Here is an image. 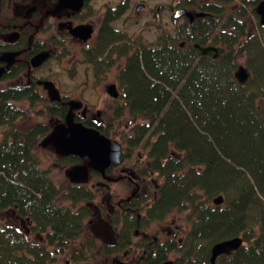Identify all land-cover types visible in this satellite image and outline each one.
<instances>
[{
    "label": "trees",
    "instance_id": "trees-1",
    "mask_svg": "<svg viewBox=\"0 0 264 264\" xmlns=\"http://www.w3.org/2000/svg\"><path fill=\"white\" fill-rule=\"evenodd\" d=\"M181 1L204 14L152 43L120 36L104 22L94 46L99 53L89 57L103 72L121 63L124 102H117L107 126L97 127L113 136L112 123L128 113L133 127L120 136L123 158L142 145L145 163L162 177L151 206L120 213L123 219L132 217L125 219L119 244H99L94 235L84 234L91 208L82 201L92 200V191L84 183L60 186L35 152L48 123L37 121L26 129L15 124L30 114L23 102L33 108L43 103L45 113L58 118L65 108L57 102L47 106L29 86L0 85V210L29 217L38 233L22 238L0 215V264H98V252L110 254L129 245L138 212L143 230L150 220L184 207L194 244L209 243L199 264H211L210 247L236 234L243 244L218 257L217 264H264V39L252 20L257 10L246 6L248 0H240L245 5L239 0ZM193 42L222 45L225 51L218 58L202 56ZM244 55L255 74L242 84L234 71ZM217 194L224 196L221 205L212 203ZM145 242L141 251L146 248V253L136 264H161L176 247L171 238L167 244ZM191 255L182 264H192Z\"/></svg>",
    "mask_w": 264,
    "mask_h": 264
},
{
    "label": "flooded vegetation",
    "instance_id": "flooded-vegetation-1",
    "mask_svg": "<svg viewBox=\"0 0 264 264\" xmlns=\"http://www.w3.org/2000/svg\"><path fill=\"white\" fill-rule=\"evenodd\" d=\"M3 1L4 0H0V12L2 11L1 5ZM26 1L27 0L16 1L14 5L13 15L10 17L7 23H3L0 16V52H17L10 64L4 59L3 61H0V66L9 64L8 68H6L7 70L0 76V81H7V84H5L7 86H29L32 89L36 90L38 93H41L45 101L48 100L50 104L53 102H57L58 106L60 105L61 108H65L64 116H60L58 118V116L51 115L50 119L56 121V123L54 124L55 126L58 122H62L65 120L64 118L70 107L69 101L72 100L71 96L84 95L80 94L82 91H79L80 93H78V91L73 88L63 89L59 87V80L56 76L52 74H50L49 76H44L38 74V72L44 65V63H46V61H48L50 58L55 57L62 62L66 61L69 58L78 59L79 62H87V65H90L92 67L91 75L95 80V84L93 86L97 90H99L97 88L99 87V85L105 88V91L108 93L109 98L111 99V106L113 107L112 110L115 111V105L118 101H120L123 91H121L122 86L118 77L119 74L117 73V76L113 79H105L109 75V73H111L115 66L120 68L121 63L120 61H118L117 63L115 61V63H113L107 71L103 72L102 69L99 68L101 62L97 64L99 68L97 70V66L94 65L95 62L91 61L89 57L93 58L95 57L96 53H99V48L94 51V46L102 36L101 32H103L104 30V22H107L109 28L117 32L118 30L116 28H112L111 21H114L115 19L117 20V18L120 17L122 13H125L130 8L131 0H121V2L123 3L127 2V5L120 8H117V6H112L114 10L111 6H108L109 8L106 9V11L105 9L103 10V8L97 6L95 0H71L69 3H65L61 6L58 4L60 3V0H32L30 4L25 3ZM176 6H174V16L179 18L183 17L184 21L188 20L190 23L194 21L195 17L194 19H191L190 16L185 13L177 16L175 14L176 10L180 8H186L187 10H195L197 12H200L199 10L191 7L189 8L182 5H178L177 7ZM133 8L136 12H140L141 9H148V5L144 0H140L138 2H135ZM78 26H80L83 30L80 34L78 33V31H73V29ZM85 26L89 29V31L83 29V27ZM84 33L87 35H85ZM129 37L135 40L138 39V42H143L140 36L131 35ZM183 43L184 42H181V44ZM114 44L116 43L112 42L111 44H109V47H112V45L114 46ZM200 44L208 45L214 43L206 42ZM100 49H103V46L100 47ZM90 51L93 54H90ZM40 52H47L48 56H46L47 58H45V60L41 64L34 66L32 64V58ZM115 55L119 56L116 51ZM98 58H101L100 54ZM122 60L124 59L122 58ZM46 79H50L54 82L55 88H57L59 92L57 98H51L49 89L44 83ZM110 84H114L117 86V89L119 91L118 97L110 95ZM44 92H46L47 94ZM76 100L80 101V105L79 107H75L73 110V118L75 121H80L90 127L107 126V121L102 117L103 115L102 112L100 113V108H97L95 112V110H93V105L87 100H81L78 98ZM111 115H109L107 120L111 118ZM112 124L113 126H116V123ZM49 126H51V123H49ZM54 126L50 127L49 131L45 135L40 137L39 147L43 148L51 146L53 148L52 150H50V153L52 155L67 160L73 166L79 163L86 164L88 162V157L86 156L81 158V156H78L76 154L62 155L55 151L56 149L52 144H41V140L52 131ZM121 143L124 150L125 143L122 141ZM135 153L136 152L133 151L129 156H124V158L121 154L120 163L110 165L109 167L105 168L103 172L89 169V177L93 176L101 178L100 180H97L96 184L99 186V188L105 190L104 193L106 194V209L103 212H100L99 209L95 212V215L97 216L96 222H93V219H89V221L87 222H93V235L97 239L98 237L113 238V240H111L107 244L118 243V240L122 237V233L125 231L127 218L132 217L127 216V218L125 217L123 219V217L120 216V213L122 211H127L130 213L136 212V209L140 206H151L154 200L158 197V190L160 188L159 186L161 184L162 177H159L160 175H158L157 171L151 170L150 167H148V165L145 163L146 160L142 159L140 154H136L135 156ZM70 156H73L75 159L69 160L71 158ZM134 157H136V160ZM83 159L86 160V162H82ZM43 164L45 166L44 162ZM131 172H133V174H131ZM83 183L88 189H90V191L93 190L85 181H72V184L83 185ZM115 183L116 192L112 189V185ZM113 198H115V200H113ZM88 201L91 202V200ZM1 212H4L5 216L2 215ZM137 214L138 219L137 224H135L137 228H135L134 233H131V242L125 248L117 247V252H121L123 257L125 256V258L127 259L133 254V248L135 249L134 240L139 239L138 242H136V245L138 246L140 244L139 246H141L143 249V247L147 245L145 242L146 240H149V244L157 243L159 241L161 243L167 244L168 240L170 238L173 239L178 232V228H174L172 227V225L168 226L166 228V238H161L160 235L157 234V232L152 233L146 231L145 229L140 230L141 228L139 227L138 221L141 214L140 212H138ZM0 215L7 222L12 220V222H10L11 226H15L16 228H18V231L22 235V238H24V236L27 238H35L38 236V233L33 229L32 222L29 217L16 214L13 209L0 210ZM8 215L12 217L10 218ZM85 225H87V223ZM157 230L159 231V229ZM161 231L163 230L160 229V232ZM178 239L180 241V238ZM145 250L146 248H144L143 253H146ZM116 261V263H118V259H116ZM182 261V259L175 258L173 260V264H182ZM121 262L123 264H126L127 261L124 259V261Z\"/></svg>",
    "mask_w": 264,
    "mask_h": 264
},
{
    "label": "rangeland",
    "instance_id": "rangeland-1",
    "mask_svg": "<svg viewBox=\"0 0 264 264\" xmlns=\"http://www.w3.org/2000/svg\"><path fill=\"white\" fill-rule=\"evenodd\" d=\"M18 0H4L2 3V11L0 12V16L3 23H7L10 17L13 15L14 11V5ZM32 0H27L25 3L30 4ZM140 0H131L130 2V8L125 12L122 13L120 17L115 19L114 21H111L112 28H116L118 31L116 32L120 36H126L129 37L131 35L133 36H140L143 41L146 43H152L154 40H156L158 37L164 34H173L175 30L177 29V26L184 22L183 17H175L174 12V6H181L182 1L181 0H144L147 2L148 9H141L140 12H136L133 8V5L135 2H138ZM238 1V0H235ZM248 4L246 6L249 8L254 5V7H257V3H254V0H248ZM181 2V3H180ZM239 2H241L239 0ZM95 3L97 6L103 8V10L108 9V6H117V8H120L122 6L127 5L126 3L121 2V0H95ZM242 5H245V3L242 1ZM162 5V6H161ZM161 6V7H160ZM176 6V7H177ZM251 8V7H250ZM114 10V8L112 7ZM44 11V10H43ZM252 11V9H251ZM252 14V20L256 23V29L257 34L261 35L264 39V26L261 27L258 25V21L260 20V14L254 13V11L251 12ZM100 23V22H98ZM135 34V35H134ZM248 57L244 55L239 59V63H244L247 65L246 60ZM58 58H50L44 65L40 68L38 74L49 76L50 74L57 77L59 80V87L63 89H75L80 93L79 91H82L80 94H83L84 96H71L72 99H85L89 103L93 105V110L97 108H100V113L102 112V117L104 120L107 121L109 115L113 114L114 111L112 110V104L111 99L109 98L108 93L105 91L104 87H97L99 90L95 89L93 86L95 84L94 77L92 74V67L90 65H87V62H79L78 59L69 58L66 61L62 62ZM119 71V67L115 66L111 73L106 77L105 80L113 79L117 76V73ZM252 74H255V72L252 69ZM50 80V79H48ZM7 84V81H0V85ZM41 89V88H40ZM122 91V89H121ZM43 92V91H42ZM46 93V92H44ZM47 94V93H46ZM123 94V91H122ZM121 94V95H122ZM121 103L124 102L123 99L120 101ZM45 103L49 104L48 100L45 101ZM26 110L30 112L28 115L27 120H20L16 122V126L21 129H26L33 124H35L37 121H43L48 123H51L50 127H53L56 123L55 120H51V116H48V114L45 113V105L43 103L41 105H37L36 108H33L29 103L23 102L21 103ZM35 109V110H34ZM44 110V111H43ZM103 110V111H102ZM40 111V113H38ZM42 112V113H41ZM116 123V126H113V132L116 131L115 135L113 137L120 140V136L125 133L127 134L131 128L133 127L131 117L128 113L123 115L121 119L115 120L114 124ZM40 139V138H39ZM53 148L51 146L40 148L39 145H37L36 153L40 156L42 162L45 163L46 167H50L52 175L54 179L56 180L60 186H69L72 184V179L68 175V170H70L73 165H71L67 160L63 158L56 157L50 153V150ZM135 152V150H134ZM136 154H140L141 158L146 160V149L143 148L141 145L140 147L136 148ZM136 160V157H134ZM82 162H86V160L83 159ZM99 177H89L88 180L85 182L88 183V186H90L93 190L92 194L94 195V198L90 201H82V204L87 205L91 208L90 215L86 218L85 225V232L84 234H92L93 235V222H96L97 216L95 215V212L99 209L100 212L105 211L106 209V194L104 193L105 190L102 188H99V186L96 184L97 180H100ZM161 181V180H160ZM122 186V184H121ZM116 183L112 185V189L116 192ZM122 189V188H121ZM132 189V188H131ZM127 193V192H126ZM123 195V194H122ZM219 194H217L218 196ZM222 195V194H221ZM114 197V195H113ZM216 197V196H215ZM214 197V198H215ZM115 200V198H113ZM63 203L68 204L69 201L63 200ZM212 203H214L212 201ZM69 205V204H68ZM187 212H189V209L187 207H184L181 210L178 211H170L166 215H164L163 218L158 219H152L148 222L147 226H144V229L146 231L156 233L160 235L162 238H166V228L168 226L178 228V232L176 233L175 237L173 238L175 240L176 247L174 250H170L169 257L165 261H172L175 258L182 259L185 256L192 254L191 257H193V263L199 264L200 258L204 257L208 254V247L209 243L207 245H195L194 240L191 239L192 230H193V223L187 219ZM2 215H4V212H1ZM7 215V213H6ZM5 216V215H4ZM10 218L12 216L8 215ZM89 219H93V222H87ZM12 222V220L8 221ZM85 223V224H86ZM159 229V231L157 230ZM160 229L163 231L160 232ZM240 235V234H236ZM180 238V241L179 239ZM99 244H107L113 238H99ZM139 239L134 240V246L133 248V254L127 259L125 256L123 257L121 252H112L110 254H103L101 252H98L99 255L97 256V262L98 264H117L116 259L119 261H124V259L127 261L126 264H136V261L143 255L141 251L142 247L137 246L136 242H138ZM244 242V239H243ZM211 243V242H210ZM243 244V243H242ZM72 249V248H71ZM193 252V253H192ZM130 259V260H129ZM185 260V259H182ZM135 261V262H134ZM91 262V261H90ZM92 263V262H91ZM188 264V262H185ZM192 263V264H193Z\"/></svg>",
    "mask_w": 264,
    "mask_h": 264
},
{
    "label": "water",
    "instance_id": "water-1",
    "mask_svg": "<svg viewBox=\"0 0 264 264\" xmlns=\"http://www.w3.org/2000/svg\"><path fill=\"white\" fill-rule=\"evenodd\" d=\"M71 0H60L58 3L60 6L69 3ZM257 13L260 14V21L264 25V0H260L257 3ZM139 7V6H138ZM187 14L191 19L196 16L203 15V12H197L195 10H187L186 8L177 9L175 14L180 16L181 14ZM83 29L89 31L85 26ZM73 31H78L82 33L83 31L80 26L75 27ZM88 33V32H87ZM90 33V32H89ZM85 34V33H84ZM87 35V34H85ZM194 47L199 55H208L213 58H218L219 55L224 51L223 46L208 44L203 45L199 42H194ZM17 52L12 51H2L0 52V61L6 60L10 64L12 59L15 57ZM48 56L47 52H40L33 56L32 64L37 66L41 64L45 58ZM9 64L0 66V76L7 70ZM235 78L242 84L246 83L251 77V69L244 65L239 64L234 72ZM46 87L49 89L52 99L58 97V89L55 88V84L52 80L44 81ZM110 95L118 97L119 91L117 86L114 84L109 85ZM70 107L66 113L65 120L58 122L52 131L48 133L42 140V145L52 144L55 147V151L62 155L76 154L82 157H88V162L86 164L79 163L74 165L70 170H68V175L72 181H86L89 178L90 170L94 169L98 171H104L105 168L116 163H120L121 154L123 151L122 143L113 137H109L99 128L94 126H87L80 121L74 120V108L79 107L80 101L72 99L69 101ZM133 174V172H131ZM224 196L218 195L214 198L215 204L223 203ZM243 243V237L240 235H234L222 240L215 242L211 248L210 252V262L211 264H217L218 257L223 254H231L233 251L237 250ZM117 264H123L121 261ZM162 264H173L172 261H167Z\"/></svg>",
    "mask_w": 264,
    "mask_h": 264
},
{
    "label": "bare ground",
    "instance_id": "bare-ground-1",
    "mask_svg": "<svg viewBox=\"0 0 264 264\" xmlns=\"http://www.w3.org/2000/svg\"><path fill=\"white\" fill-rule=\"evenodd\" d=\"M256 10H257V7H256Z\"/></svg>",
    "mask_w": 264,
    "mask_h": 264
}]
</instances>
